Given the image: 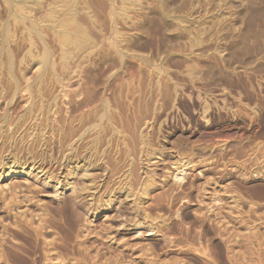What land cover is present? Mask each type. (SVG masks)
<instances>
[{
	"label": "rangeland",
	"instance_id": "obj_1",
	"mask_svg": "<svg viewBox=\"0 0 264 264\" xmlns=\"http://www.w3.org/2000/svg\"><path fill=\"white\" fill-rule=\"evenodd\" d=\"M127 1L0 0V264H264V0Z\"/></svg>",
	"mask_w": 264,
	"mask_h": 264
},
{
	"label": "bare ground",
	"instance_id": "obj_2",
	"mask_svg": "<svg viewBox=\"0 0 264 264\" xmlns=\"http://www.w3.org/2000/svg\"><path fill=\"white\" fill-rule=\"evenodd\" d=\"M58 1H59V0H57V3H58ZM61 1H62V0H61ZM67 1H69V0H66V2H65V0H64L65 3H67ZM126 1H127V0H126ZM3 2L5 3V1H3ZM71 2H73V1H71ZM89 2H90V1H89ZM127 2H128V1H127ZM49 3H50V2H49ZM60 3H61V2H60ZM75 3H76V2H75ZM75 3H74V4H75ZM131 3H132V2H131ZM5 4H6V3H5ZM80 4H81V3H80ZM90 4H91V2H90ZM124 4H125V3H124ZM126 4H127V3H126ZM29 5H30V4H29ZM31 5H32V4H31ZM49 5H51V4H49ZM62 5H63V4H62ZM65 5H66V4H65ZM65 5H64V6H65ZM69 5H71V3H70ZM69 5H68V3H67L66 9H68L67 7H69ZM8 6H9V5H8ZM34 6H35V5H34ZM54 6L57 7V6H59V5L57 4V5H54ZM55 7H54V9H55ZM59 7H61V6H59ZM52 8H53V7H52ZM63 8L65 9V7H63ZM63 8H62V9H63ZM70 8L72 9L73 7H70ZM70 8H69L68 10H70ZM87 8H89V7H87ZM54 9L52 10V14L55 15V11H54ZM62 9H61V10H62ZM124 9H125V8H124ZM121 10H122V9H121ZM126 10H127V9H126ZM6 11H7V10H6ZM53 12H54V13H53ZM57 12H59V11L57 10ZM65 12H66V11H65ZM69 12H70V11H69ZM61 13H62V11H61ZM47 14H48V12H47ZM58 14H59V13H58ZM65 14H66V13H65ZM65 14H64V15H65ZM72 14H73V13H72ZM95 14H96V13H95ZM60 15H61V14H60ZM64 15H63V16H64ZM70 15H71V14H70ZM61 16H62V15H61ZM81 16H82V15H81ZM31 17H32V16H31ZM72 18H73V17H71V18L69 17V18H67V19L65 20V23H66L68 26L72 27V30H71L72 33H71V34L69 33L70 35L68 34V36H70V37H72V38H73V37H77V36H79V37L83 36V37H81V40H82L83 38H85V37H84L85 35H84V33L82 34L81 29H80L81 35H79V34H80V32H78L79 29H78V27H76L78 24L75 25L76 22H75ZM78 20H79V19H78ZM11 21H12V20H11ZM51 21H52V20H51ZM80 21H81V20H80ZM62 22H63V21H62ZM40 23H41V22H40ZM86 23H87V22H86ZM0 24H1V23H0ZM90 24H91V23H90ZM26 25H27V24H26ZM61 26H62V25H61ZM66 27H67V26H66ZM62 28H63V27H62ZM63 30H64V29H63ZM64 32H65V31H64ZM69 32H70V31H69ZM25 37H26V36H25ZM34 38H35V37H34ZM72 38H71V39H72ZM69 39H70V38H69ZM69 39H65V40L67 41V40H69ZM91 39H92V38H91ZM78 40H79V39H78ZM83 40H84V39H83ZM70 41L73 42L74 40H70ZM70 41H69V42H70ZM84 41H85V40H84ZM29 42H30V41H29ZM67 42H68V41H67ZM74 42H75V41H74ZM82 42H83V41H82ZM63 43H64V42H63ZM83 43H84V42H83ZM87 43H88V42H87ZM92 44H93V43H92ZM67 45H68V44H67ZM79 49H80V48H79ZM38 56H39V55H38ZM5 63H6V62H5ZM22 77H23V76H22ZM23 78H24V77H23ZM26 78H27V77H26ZM7 79H8V78H7ZM53 79H54V78H53ZM4 80H5V79H4ZM4 82H5V81H4ZM70 82H71V81H70ZM144 82H145V81H144ZM147 83H148V82H147ZM2 84H3V83H2ZM9 84H10V83H9ZM3 85H4V84H3ZM25 86H26V85H25ZM6 88H7V87H6ZM19 88H20V87H19ZM164 88H165V87H164ZM24 89H25V88H24ZM24 89H23V90H24ZM70 89L73 90L74 88H73V89L70 88ZM165 89H166V88H165ZM75 90H76V89H75ZM163 90H164V89H163ZM9 92H10V91H9ZM33 92H34V91H33ZM143 93H144V92H143ZM72 94H73V93H72ZM7 95H8V94H7ZM23 95H24V94H23ZM23 95H22V96H23ZM69 95H70V94H69ZM75 96H76V95H75ZM28 97H29V96H28ZM73 97H74V96H73ZM79 98H80V97H79ZM119 98H120V97H119ZM142 98H143V97H142ZM144 98H145V97H144ZM82 99H83V98H82ZM117 99H118V98H117ZM119 100H120V99H119ZM143 100H144V99H143ZM72 101H73V100H72ZM138 101H139V100H138ZM116 102H117V101H116ZM119 102H121V101H119ZM69 103H70V102H69ZM147 103H148V102H147ZM65 104H66V103H65ZM67 104H68V103H67ZM120 105H121V104H120ZM120 105H119V106H120ZM69 106H70V105H69ZM72 106H73V105H72ZM95 106H96V105H95ZM140 106H141V105H140ZM140 106H139V107H140ZM87 107H88V106H87ZM100 107H101V106H100ZM120 107H121V106H120ZM143 107H144V105H143ZM62 108H63V107H62ZM69 108H70V107H69ZM140 108L142 109V107H140ZM120 109H121V108H120ZM50 110H51V109H50ZM67 110H69V109H67ZM123 110H124V109H123ZM70 111H71V110H70ZM71 112H72V111H71ZM93 112H94V111H93ZM97 112H98V111H97ZM97 112H96V113H97ZM128 112H129V111H128ZM133 112H134V111H133ZM66 113H69V112L66 111ZM96 113H95V114H96ZM115 113H116V112H115ZM135 113H136V112H135ZM52 114H53V113H52ZM57 114H58V113H57ZM57 114H55V115H57ZM69 114H72V113H69ZM87 114H88V113H87ZM92 114H93V113H92ZM97 114H98V113H97ZM90 115H91V114H90ZM74 116H75V115H74ZM81 116H82V115H81ZM24 117H25V116H24ZM54 117H55V116H54ZM113 117H114V116H113ZM58 118H59V117H58ZM63 118H64V117H63ZM66 118H67V117H66ZM68 118H69V117H68ZM93 118H94V117H93ZM111 118H112V117H111ZM72 119H73V118H72ZM72 119H71V120H72ZM85 119H86V118H85ZM85 119H84V120H85ZM52 120H53V119H52ZM95 120H96V119H95ZM114 120H115V119H114ZM245 120H246V119H245ZM85 121H87V120H85ZM52 122H53V121H52ZM70 122H71V121H70ZM117 122H118V121H117ZM125 122H126V121H125ZM131 122H132V121H131ZM139 122H140V121H139ZM19 123H20V122H19ZM50 124H51V122H50ZM77 124H78V123H77ZM109 124H110V123H109ZM116 125H117V124H116ZM121 125H122V124H121ZM129 125H130V124H129ZM9 126H10V125H9ZM82 126H83V125H82ZM108 126H109V125H108ZM137 126L139 127V125H137ZM137 126H136V127H137ZM20 127H21V126H20ZM83 127H84V126H83ZM54 128H55V127H54ZM71 128H72V127H71ZM77 128H78V127H77ZM81 128H82V127H81ZM139 128H140V127H139ZM105 129H106V128H105ZM29 130H30V129H29ZM31 130H32V129H31ZM50 130H51V129H50ZM73 130H74V128H73ZM84 130H85V129H84ZM147 130H148V129H147ZM65 131H66V130H65ZM68 131H69V130H68ZM80 131H81V129H80ZM128 131H129V130H128ZM132 131H133V130H132ZM43 132H44V131H43ZM58 132H59V131H58ZM69 132H70V131H69ZM73 132H74V131H73ZM73 132H71V134H72ZM138 132H139V131H138ZM138 132H137V133H138ZM37 133H38V132H37ZM55 133H57V132H55ZM119 133H120V132H119ZM135 133H136V132H135ZM135 133H134V134H135ZM145 133H146V132H145ZM147 133H148V132H147ZM14 134H15V133H14ZM53 134H54V133H53ZM115 134H116V133H115ZM126 135H127V134H126ZM130 135H131V134H130ZM132 135H133V134H132ZM13 136H14V135H13ZM25 136H26V135H25ZM54 136H55V135H54ZM63 136H64V135H63ZM69 136H70V135H69ZM74 136H76L75 133H74ZM134 136H135V135H134ZM67 137H68V136H67ZM71 137H72V136H71ZM37 138H38V137H37ZM37 138H36V139H37ZM90 138H91V137H90ZM135 138H136V137H135ZM155 138H156V137H155ZM53 139H55V138H53ZM84 139H85V138H84ZM86 139H87V138H86ZM91 139H92V138H91ZM131 139H132V138H131ZM131 139H129V140H131ZM143 139H144V138H143ZM143 139H142V140H143ZM146 139H148V138L146 137ZM57 140H58V138H57ZM69 140H70V139H69ZM71 140H72V139H71ZM98 140H99V139H98ZM100 140H101V139H100ZM121 140H122V139H121ZM138 140H139V139H138ZM150 140H152V139H150ZM35 141H36V140H35ZM63 141H64V140H63ZM94 141H96V140H94ZM114 141H115V140H114ZM114 141H113V142H114ZM27 142H28V141H27ZM67 142H68V139H67ZM67 142H66V143H67ZM70 142H71V141H70ZM96 142H97V141H96ZM99 142H100V141H98V143H99ZM122 142H123V141H122ZM31 143H32V142H31ZM37 143H38V142H37ZM98 143H93V144H91V147H92V148H93V147H94V148H97V147L99 146ZM129 143H130V144H129ZM129 143H126V142H125V144H127L128 148H129V147L131 148V145H132V144H131V142H129ZM149 143H150V142H149ZM64 144H65V143H64ZM161 144H162V143H161ZM34 145H35V144H34ZM55 145H57V144H55ZM146 145H147V144H146ZM177 145H178V144H177ZM236 145H237V144H236ZM81 146H82V147L84 146V147L86 148V147H88L89 145H88V143H86V142H83V143L81 142V144L76 145L75 147H71V150L74 151V152H76V153H77V152L79 153V152H80V149H81ZM157 146H158V145H157ZM179 146H180V145H179ZM205 146H206V145H205ZM133 147H135V148H137V149L140 148V150L138 149L139 152L141 151V149H143V151L146 149V148H145L146 146H145V142H144V141H138V142L135 141ZM151 147H152V146H151ZM245 147H246V146H245ZM12 148H13V147H12ZM98 148H99V147H98ZM98 148H97L96 150H98ZM113 148H114V147H113ZM128 148H126V149H128ZM144 148H145V149H144ZM149 148H150V147H149ZM152 148H153V147H152ZM7 149H8V148H7ZM67 149L69 150L70 148H67ZM117 149H118V148H117ZM137 149H136V151H138ZM155 149H156V148H155ZM221 149H222V148H221ZM231 149H232V148H231ZM243 149H244V148H243ZM64 150H65V148H64ZM161 150H162V149H161ZM227 150H228V149H227ZM229 150H230V148H229ZM72 151H71V152H72ZM82 151H83V150H82ZM82 151H81V152H82ZM99 151H100V149H99ZM131 151H133V150H131ZM158 151H160V150L158 149ZM183 151H184V150H183ZM71 152H69V153H71ZM95 152H96V151H95ZM146 152H148V151H146ZM149 152H150V151H149ZM155 152H156V151H155ZM180 152H181V151H180ZM222 152H223V151H222ZM242 152H243V151H242ZM67 153H68V152H67ZM98 153H99V152H98ZM98 153H96V154H98ZM111 153H112V151H111ZM119 153H120V152H119ZM151 153H152V155L154 154V152H152V151H151ZM181 153H182V152H181ZM216 153H217V152H216ZM228 153H229V152H228ZM236 153H237V152H236ZM72 154H73V153H72ZM132 154H133V153H132ZM137 154H138V153H137ZM141 154H144V153L141 152ZM141 154H140V155H141ZM145 154H146V153H145ZM155 154H156V153H155ZM202 154H203V153H202ZM219 154H220V152H219ZM63 155H64V154H63ZM68 155H69V154H68ZM68 155H67V156H68ZM70 155H71V154H70ZM114 155H115V154H114ZM146 155L150 156L151 154H150V155H149V154H146ZM152 155H151V156H152ZM198 155H199V154H198ZM204 155H205V154H204ZM208 155H209V154H208ZM6 156H7V155H6ZM77 156L79 157L78 154H77ZM109 156H110V155H109ZM163 156H164V155H163ZM51 157H52V156H51ZM126 157H127V156H126ZM140 157H141V156H140ZM140 157H139V158H140ZM157 157H158V156H157ZM160 157H162V156H160ZM70 158H71V157H70ZM0 159H1V158H0ZM91 159H92V158H91ZM141 159H142V158H141ZM157 159L160 160V158H157ZM164 159H165V158H164ZM238 159H239V158H238ZM78 160H79V159H78ZM135 160H136V159H135ZM151 160H152V158H151ZM155 160H156V159H155ZM155 160H154V162H150V166L152 165L153 168H152L151 170H149V171H148V168L150 167L149 164H148L149 161H148V163L145 164V167H146V165H147V167H146V168H147V172H146V174H148V177H151L152 179H153V177L156 178V177H158L159 175L161 176V174H159V173H161V172L158 173V170H159V161H158V160L155 161ZM141 161H143V160H141ZM254 161H255V160H254ZM26 162H27V161H26ZM67 162H68V161H67ZM86 162H87V161H86ZM137 162L139 163V165L141 164L140 161H137ZM144 162H145V159H144ZM146 162H147V161H146ZM162 162H163V161H162ZM63 163H64V162H63ZM63 163H62V164H63ZM119 163H120V162H119ZM126 163H127V162H126ZM151 163H152V164H151ZM64 164H65V163H64ZM142 164H143V163H142ZM255 164H256V162H255ZM66 165H67V164H66ZM75 165H76V164H75ZM243 165H244V164H243ZM135 166H136V164H135ZM152 166H151V167H152ZM163 166H164V164H163ZM169 166H170V165H169ZM237 166H238V165H237ZM250 166H251V165H250ZM250 166H249V167H250ZM87 167H88V166H87ZM139 167H142V166H139ZM234 167H235V166H234ZM113 168H114V166H113ZM135 168H137V167H135ZM135 168H134V169H135ZM169 168H170V167H169ZM257 168H258V167H257ZM160 169H161V167H160ZM162 169H163V168H162ZM41 170H42V169H41ZM164 170H165V169H164ZM46 171H47V170H46ZM135 171H136V170H135ZM138 171H139V170H138ZM178 171H179V170H178ZM40 172H41V171H40ZM142 172H143V171H142ZM162 172H163V170H162ZM187 173H188V172H186L184 169H181L179 172H177V174H176L175 176H174V175H173V176H174V178L176 179V181L179 182V184H180V183H182V182L185 181V176H186ZM46 174H47V173H46ZM135 174H136V173H135ZM84 175H85V174H84ZM137 175H139V173H138ZM142 175H143V173H142ZM144 175H145V173H144ZM221 175H222V174H221ZM44 176H45V175H44ZM46 176H47V175H46ZM65 176H66V175H65ZM134 176L136 177V175H134ZM140 176H141V175H140ZM146 176H147V175H146ZM160 176H159V177H160ZM162 176H163V175H162ZM111 177H112V176H111ZM135 177H134V178H135ZM138 177H139V176H138ZM165 177H167V176H165ZM136 178H137V177H136ZM141 178H142V177H141ZM212 178H213V177H212ZM212 178H211V179H212ZM64 179H65V178H64ZM88 179H89V178H88ZM109 179H110V178H109ZM132 179H133V178H132ZM138 179H140V178H138ZM138 179H137V180H138ZM144 179H145V178H144ZM158 179H159V178H158ZM165 179H166V178H165ZM98 180H99V179H98ZM137 180H136V182H137ZM153 180H155V179H153ZM153 180H152V182L154 183ZM159 180L162 181V178H160ZM93 181H95V180H93ZM139 181H140V180H139ZM145 181H146V180H145ZM155 181H156V180H155ZM163 181H164V180H163ZM133 182H134V180H133ZM140 182H141V181H140ZM147 182H149V181H147ZM147 182H146V183H147ZM152 182H151V183H152ZM164 182H165V181H164ZM65 183H66V185L68 186L69 181H68V180H65ZM71 183H72V182H71ZM143 183H144V182H143ZM146 183H145V184H146ZM156 183H157V182H156ZM85 184H86V183H85ZM85 184H84V185H85ZM90 184H91V183H90ZM92 184H93V183H92ZM115 184H116V183H115ZM134 184H135V183H134ZM145 184H144V185H145ZM161 184H162V183H161ZM88 185H89V184H88ZM109 185H110V184H109ZM149 185H150V184H149ZM152 185H153V184H152ZM154 185H157V184L154 183ZM67 186H66V187H67ZM97 186H98V185H97ZM135 186H136V185H135ZM147 186H148V185H147ZM159 186H160V185H159ZM161 186H162V185H161ZM68 187H70V185H69ZM68 187H67V188H68ZM86 187H87V186H86ZM86 187H85V189H86ZM89 187H90V186H89ZM113 187H114V186H113ZM144 187H145V186H144ZM178 187H179V186H178ZM215 187H216V186H215ZM56 188H57V187H56ZM74 188H76V187H74ZM147 188H148V187H147ZM150 188H151V186H150ZM150 188H149V189H150ZM226 188H227V187H226ZM83 189H84V188H83ZM120 189H121V188H120ZM93 190H94V189H93ZM118 190H119V189H118ZM144 190H145V189H144ZM56 191H58V190H56ZM76 191H77V190H76ZM76 191H75V192H76ZM94 191H97V190L95 189ZM121 191H122V190H121ZM139 191H140V190H139ZM78 192H79V191H78ZM144 192H145V191H144ZM147 193H148V192H146L145 194H147ZM149 193H150V192H149ZM79 194H80V192H79ZM96 194H97V193H96ZM139 194H140V193H139ZM141 194H142V193H141ZM79 196H80V195H79ZM91 196H92V195H91ZM118 198H119V197H118ZM87 199H88V198H87ZM115 199H116V197H115ZM123 199H124V198H123ZM108 201H109V200H108ZM143 201H144V200H143ZM78 202H79V201H78ZM117 202H119V203L121 204L122 199L119 198ZM84 203H85V202H84ZM109 203H110V202H109ZM113 203H114V202H113ZM70 204H71V203H70ZM92 204H93V203H92ZM120 204H119V205H120ZM98 206H99V205H98ZM108 206H109V205H108ZM88 208H89V207H88ZM142 208H143V207H142ZM65 209H66V208H65ZM75 209H76V206H75ZM79 211H81V210L79 209L78 211H76V213L79 212ZM91 211H92V210H91ZM72 215H73V214H72ZM76 215H77V214H76ZM79 215H80V214H79ZM119 215H120V213H119ZM86 218H87V217H86ZM77 221H78V220H77ZM81 224H82V223H81ZM103 228H104V227H103ZM89 230H90V229H89ZM220 230H221V229H220ZM83 232H84V231H83ZM105 232H106V231H105ZM90 233H91V232H90ZM101 233H103V232H101ZM101 233H100V234H101ZM104 235H105V234H104ZM113 264H115V263H113Z\"/></svg>",
	"mask_w": 264,
	"mask_h": 264
},
{
	"label": "flooded vegetation",
	"instance_id": "obj_3",
	"mask_svg": "<svg viewBox=\"0 0 264 264\" xmlns=\"http://www.w3.org/2000/svg\"><path fill=\"white\" fill-rule=\"evenodd\" d=\"M206 140H208V139H201V141H206Z\"/></svg>",
	"mask_w": 264,
	"mask_h": 264
}]
</instances>
